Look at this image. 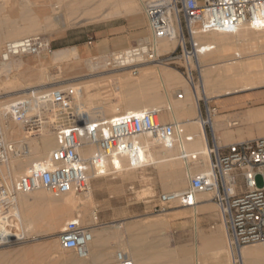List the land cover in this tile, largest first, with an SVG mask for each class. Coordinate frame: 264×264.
Masks as SVG:
<instances>
[{"label":"rangeland","instance_id":"374dc122","mask_svg":"<svg viewBox=\"0 0 264 264\" xmlns=\"http://www.w3.org/2000/svg\"><path fill=\"white\" fill-rule=\"evenodd\" d=\"M99 1L103 2L100 3ZM107 1L109 0H53L52 2L48 0H1L0 6H2L5 11L0 7V10H2L0 11V23H5L0 24V53L4 43L9 40V38L4 37V34L7 32L6 30H8L7 25L11 22V24L14 25L13 28H16L18 23L20 26H23L35 22V31L37 33L33 31L27 35L45 36V38L50 42V47L49 49L43 51L38 55L15 58L10 60L6 64V66H0V102L13 99V97V100H15L20 94H22L21 91L18 90L19 82H21L22 79H30L29 82H26L23 85H34L38 82L37 77L40 74H43L41 82H43L44 85L43 87H38L37 89H45L46 87L58 89V86H61L66 90V93H68L71 89H77L73 98V105L84 103L85 105L91 107L103 106L105 109L107 105H111L113 111L105 112V117L110 118L113 115H119V112H123V106L126 102L128 93H134L136 99L139 100H150L154 98L153 96L156 95L162 97V95L164 94L163 87L161 88V86H159L161 85L160 82L156 84L157 81H159L158 78L152 77L154 71L155 74L158 75V71L160 69L159 66H162L160 72L164 70L166 71L167 69L168 71L171 70L172 73L177 76L178 79L176 84H180H177V86L171 89L170 93L172 98H176V94H178L180 90L179 93L183 94V98H179V100H183L185 98L184 91L181 89L182 86H180L181 83L185 82V85L187 86L190 84L199 85L201 74H207L211 77V79H214L215 77L223 78L224 75L222 67H217V70L213 69L215 67L212 63L218 60H211L209 57H207L208 55L199 56L198 61L203 64V66L200 67V71L198 69L197 71H195L193 66L191 68L185 66L182 61L176 63L166 62L160 65H155L158 63L157 61L146 59L144 63L134 66L139 67L136 69L135 74H133L132 72L128 74L131 80L135 81V79H137L142 72H148L150 74L149 77L152 78L148 81L149 83L144 86H146V88L150 87L148 89L151 90L153 88L154 89L152 91H148V89H144L145 87L143 88V85L141 87L140 85H137V87H135L132 91V89H129L125 86V81L123 80V78L121 79V77L125 75L123 73V68L112 69L110 66L106 65V61L110 57V53L126 50L137 45L149 44L152 49H154L155 54L157 53L155 55L156 58L157 55L159 56V54L169 53L174 48L172 50L163 51L160 49L161 44L164 41L166 42V40L154 39L152 32L150 31V28L148 26V22L146 21L144 12L141 11V13L137 16L130 13L115 14L112 8L113 6L111 4L112 0H110L109 2ZM49 2H51L50 5ZM104 2H106L107 4ZM99 4L101 6L103 5L104 7L102 6L101 8ZM43 5L45 6L43 7L44 9L41 8ZM58 5H60V7L56 9V6ZM21 9L23 10L21 11ZM53 9H56V11L53 12ZM85 9H87L88 13H86ZM24 10L26 11L23 12ZM26 12L31 13H27V16H29L28 18H31V16L33 15V18L31 19H34V21L31 22L30 20L18 18L22 17L21 13L25 14ZM48 12L49 14L46 15V13ZM38 27H40V29ZM108 31H113V33L117 32L114 35V37H116V43L123 44L126 42L125 46L117 48L116 50L108 53L80 55L79 49L81 47H91V44L94 43V40H96L99 35H106ZM25 35L19 36V38L16 39L25 37ZM89 42L92 43L90 44ZM167 43H169V41ZM155 48H157L158 50ZM58 50H69L70 55L68 54L69 56H66L65 59H54V54ZM227 56L228 57H226V59H231L232 57L234 58L235 55ZM240 56H247V59H244V57L242 58V60H248L252 66H254L258 57L257 55H252L249 57L251 59H248V55ZM212 66L213 68H211ZM176 72L179 76L176 74ZM150 81L159 86V88L156 87L153 83H150ZM4 82H11L12 84L8 85L6 88H2V83ZM121 83L125 87H123ZM151 84H153V86ZM65 87H68V89H66ZM126 88L127 90H125ZM140 88L142 90H140ZM12 90L13 92H11ZM143 90L144 93H142ZM145 91H148V93H146ZM251 92L252 93L250 94H242L243 92L238 93L240 94L239 97L242 99L252 96L254 98L249 99L247 103L245 102L243 105L235 107L233 109V111L236 112L235 114L226 115L224 116L223 120H221L220 124L222 125L223 131H225L226 134H228L229 132L227 130L230 129L227 127V123L229 121H236L237 125L231 127L232 131L230 133L231 135H233L236 132L238 133V135L235 139H233L232 137L226 142H221L220 145L243 140H251L264 135V133H259L260 131H264V119L252 121L244 115L245 112L250 108L264 105V86L256 90H252ZM112 93L114 94L112 95ZM221 97L205 99L202 96L201 98H199L197 100V107L199 106L198 111L200 114V118L207 121L210 115L215 113L221 114L219 110H213L215 108V106L213 105V100L220 99ZM190 98L191 99L188 106H190L189 110L192 111L193 116L184 114L178 118V121L183 122L188 118L196 117V109L194 103L196 100L193 101L194 98L192 95ZM113 104L115 105L113 106ZM114 110L116 111V113ZM160 121L172 122L171 120L163 121L161 118ZM182 127L184 128V130H186V125H182ZM203 129L207 136L208 142L211 143L212 134L214 135V133L211 130L210 125L208 123L205 124ZM150 148L152 151H156V149L157 151L163 150L162 145L158 144V142L151 144ZM177 155L179 156L178 152ZM188 158V160H190V157ZM176 161L179 162V167L183 168L182 159H176ZM192 161L191 164H195V159H192ZM108 172L103 176L90 180L91 197L90 201L88 202L89 204H86V206H88L86 211L88 215H90L91 213L92 216L93 214L95 215L97 219L96 223L94 224L90 220L85 222L83 219V212L85 213V211L80 207L78 208L80 210L79 213L78 211H74V209L72 210L74 215L71 217H74L76 214H80L79 219L82 225H89L91 228L95 229V231L103 230L109 232L110 239L108 241H110V243L118 239L129 240L131 235H133L138 240L143 242L142 246L146 250V253L152 256L150 259V264H187L188 262V264H194L195 262L205 264L208 263L210 259L208 258L207 252L203 254L200 253V251L202 252L203 250L201 249L202 240L199 239L201 238V235L203 233H209L217 225L221 224L223 225V227H225L224 233L225 239L227 241L225 231L226 225L222 220L218 205L212 199L213 194L211 192H200L196 194L197 197L199 196L198 200H202V204L204 203V206H206V208L202 211L196 212L195 215L192 214L191 208H187L188 206L179 205L178 203L167 205L161 210H155L154 205L156 204L157 196L161 192H171L172 190L176 189V187L171 188L164 186L163 182L165 183L166 180L172 181L175 174H180L178 170L177 173H175L171 171L168 166H161V164H149L141 166L140 168L130 169L128 171H117L115 173H112L111 171ZM196 174H199L198 171L193 170L191 172V177L195 176ZM190 179L191 178L186 180L184 187L182 186L180 188H177L176 190L180 189L182 191L183 189L185 190L186 188H188ZM256 184L259 187L263 184L262 179L259 176L256 178ZM75 194L79 195V192H75ZM81 207L83 206L81 205ZM81 213L83 214V221L81 219ZM91 215L90 217H92ZM156 215H159L158 218L160 219H165L164 226L152 230L135 229L132 232H125L124 227H126V225L132 224V222L140 223L142 221L143 223L149 220L148 218H150V220L151 217L152 219L157 218ZM164 216H167V218H165ZM87 218H89V216H87ZM67 219H65L64 222L70 220L69 218ZM59 231L60 230H57L51 235H45L44 233H34L31 231L27 235L21 234L23 238L20 241L15 244L0 248V259L2 258L1 255L4 256V262L0 260V264H66L63 261L67 256L77 254L72 250H63L60 248L57 240ZM52 241L57 242V245H55V247L53 246V249L45 251V254L43 253L42 255V252L37 253L35 251H32L29 256H27L28 258L26 256L21 257V254L25 251V249L28 250L31 248H40L43 246L48 247L52 243ZM109 246L110 244H107V247ZM113 249L112 253L118 250H116V247H114ZM194 251L198 254H196ZM17 252H19L20 254ZM159 252L167 254L168 257L159 256ZM194 255H196L195 259ZM112 256L109 257L111 258ZM22 258H24L23 261ZM112 259L113 257L109 259L111 260L109 261L110 264L111 262L112 264L114 263ZM98 262L99 261H97V259H94L91 264L101 263Z\"/></svg>","mask_w":264,"mask_h":264},{"label":"built area","instance_id":"2783aa9c","mask_svg":"<svg viewBox=\"0 0 264 264\" xmlns=\"http://www.w3.org/2000/svg\"><path fill=\"white\" fill-rule=\"evenodd\" d=\"M145 15L154 39H175L174 49L155 58L156 54L149 44L137 45L110 53L106 65L112 69L133 67L131 70L135 74L137 67L134 66L146 59L158 63L182 61L185 66H193L195 71H200L197 55L205 47L194 40V32H234L244 24L264 28V0H154L146 4ZM49 47L50 42L43 35L7 41L1 49L0 64L38 55ZM128 59L131 60L130 65ZM72 94V90L63 93L56 88L37 89L10 102L8 113L30 130L40 122L39 116L29 115L35 101L38 104H58L64 95L68 100ZM178 96L180 98L181 93ZM201 121L203 127L208 123L203 119ZM80 122L79 125L58 129L57 146L14 183L8 184L0 174V248L23 238L19 235L13 215L18 193L37 188L55 196L78 192L87 182L86 172L90 165L102 174L104 161L111 155L128 156L131 165L139 162L143 148L136 140L139 135L152 137L165 148H172L177 136L176 125L160 121L159 111L154 108ZM232 124L235 126L237 122L232 121ZM190 138L186 137L187 140ZM86 145L95 147L89 158L80 152ZM12 149L0 127V165ZM206 153L209 171L193 176L189 187L183 191L161 192L154 208L161 210L173 203L192 206L197 193L211 192L226 225L227 244L233 252L231 264H243L240 249L244 245L264 241V135L220 145L212 134L211 143L206 142ZM258 176L263 182L260 187L256 184ZM240 178L242 182H239ZM91 239L90 227L82 225L78 218L67 221L57 235L61 249L83 256ZM114 264L134 262L127 253L117 250Z\"/></svg>","mask_w":264,"mask_h":264},{"label":"bare ground","instance_id":"6f19581e","mask_svg":"<svg viewBox=\"0 0 264 264\" xmlns=\"http://www.w3.org/2000/svg\"><path fill=\"white\" fill-rule=\"evenodd\" d=\"M48 1L52 2L53 0H48ZM150 1H154V0H112V3L111 2L110 3L113 6L112 8L115 14H119V13L139 14L141 13V11L145 13L146 4ZM51 2H49V5L51 4ZM99 2L101 3L103 1H99ZM44 5L41 8L45 7ZM0 7L1 9L3 8L2 6ZM59 7L60 5L56 6V9H58ZM23 9H21V11ZM56 9H53V12H55ZM25 11L26 10H24L23 12ZM85 11L86 13H88L87 9H85ZM27 13L29 12H26L25 14L21 13L22 17H18V16L17 17L19 19L22 18V19L30 20L31 22L34 21V19H31L33 18V15L32 16L30 15L31 18H28L29 16H27L28 15ZM47 14H49V12L46 13V15ZM1 16H2V13H1ZM2 23H5V22H2ZM11 23L10 24L7 23L8 30H6L7 32L4 34V37L9 38L10 41L17 40L16 38H19V36H22L25 34H26L25 37L30 36L27 34L36 30V25H34L35 22L29 23L23 26H20L18 23L16 28H13L14 25H12ZM38 28L40 29V27ZM162 40H166V42L164 41L165 43L161 42L162 44L160 46V49L162 51L172 50L176 45L175 39H172V40L162 39ZM194 40L200 45H203L205 47L204 50L199 52V54L197 55V59L199 58V56L208 55L207 57H209L211 60H218L212 63L215 68H213V66L211 68H213L214 70H217V67H222V71L224 75L223 78L215 77L214 79H211L209 75L201 74V80L199 81L200 82L199 85L190 84L187 86L185 85L186 84L185 82L181 83L180 86H182L181 89L184 91L185 98L183 100H179L178 94H176V98H172L171 93H170L171 89L177 86V84L178 85L180 84V83L176 84L177 79H178L177 76L173 74L171 70L168 71L167 69L166 71L164 70L165 72L162 71L164 73L160 72V69L162 66L161 67L159 66L160 69L158 71V75L155 74V71H154V74L152 73L151 74L153 78H158L159 81H157L156 84L160 82L161 85L159 86H161V88L163 87L164 94L162 95V97L159 95L158 96L156 95V96H153L154 98L150 100H142V99L139 100V99H136V96L134 95V93L133 94L128 93L126 97L127 98L126 102L124 103L123 112L120 113L118 111L119 115H122L128 112H140V111L152 109V108L158 110L159 118H161L163 121L171 120L172 121L171 123H174L176 125L177 136L175 138L174 146L172 148H165L162 146L163 147L162 151H157V149L156 151L155 150L152 151L150 148L151 144L157 143L158 141L147 135H139L138 137H136V140L139 143H141L143 146V148H141V151H140V161L135 162L134 165H131V159L128 156L111 155L107 157L104 161V170L102 174L100 172H97L96 169L92 165H90L86 172L87 182L85 186H82L79 189L78 191L79 195H76L75 192H70V193L55 196L51 194L50 192H47V190L42 189V188H37L27 193H18L16 195V202H15V206L13 209V215L15 217V220L17 221L16 228L19 231V235L21 234L27 235L29 234L30 231L34 233H44L45 235L47 234L51 235L53 232L57 230L61 231L62 228L64 227L63 224L66 223L64 222L65 219L67 218H69L70 220L77 219V218L79 219L80 214L79 215L76 214L74 217H71L74 215L72 212L73 209L74 211H78L79 213L80 211L78 209L79 207L81 209L83 208L85 211V213L83 212L84 217H83V214L81 213L82 215L81 219L83 217L85 222L90 220L91 222L95 224L97 220L95 215L93 214L92 216L91 215L92 213H91L90 215L92 217H90V215H88L86 211L88 207L86 206V204L90 201V197H91L90 196V193H91L90 192V180L93 178L103 176L108 171L115 173L117 171L121 172V171H128L134 168H140L141 166L149 165V164H153V165L161 164V166H168L169 169L175 173H177V170L179 171L180 174H177V175L172 174L174 175V178L172 179V181L166 180L165 183L163 182L164 186L171 187V188L176 187V189L182 186L184 187L186 180H188L189 178H192L191 172L193 170H197L199 174L206 173L209 171V157L206 153V141L207 140H206L205 132L203 129V124L201 121L202 119L200 118V114L198 111L199 106L197 107V100L201 98L202 96L205 99H210L213 97H220L222 95H229L232 93L251 91V90H255V89H258L264 86V28L254 27L248 24H244L241 27H239L237 30H235L234 32H223V31L202 32V31L196 30L194 32ZM168 41L169 43H167ZM68 54H69V50H58L54 54V59H62V58L65 59L66 56L68 57L70 55ZM227 55H231V56L235 55V56L234 58L232 57L233 59L232 58L226 59V57H228ZM240 55H248V59H251L249 57L252 55H257L259 58L256 56L257 60L254 66H252L248 60H242V58L244 57H245L244 59H247V56H240ZM8 62L1 63L0 66H6ZM127 62H128V65L131 64L130 59H128ZM198 62L200 63V61ZM160 64H163V63H157L155 65H160ZM202 66L203 64L200 63L199 68ZM130 72H132V70L129 66L123 68V73L125 75L121 77V79L123 78V80L125 81L126 87H128L129 89H132V91L134 90L135 87H137V85L138 86L140 85V87L143 85V88L145 87L144 88L145 90L150 88V87L146 88V86H144L147 83H149L148 81L152 78V77H149L150 74L148 72L146 73L142 72L140 76L138 75L139 77L135 79V81L131 80V78L129 77L128 73ZM37 78H38L37 79L38 82L37 84H34V85L33 84L23 85L24 83L29 82L30 79H22L21 82H19V89H18L19 91H21L22 94H20L18 97L24 96L31 91H35L37 90L38 87H43L44 83L41 82L43 78V74H40ZM150 83H153V82L150 81ZM10 84L12 83L4 82L2 83L3 85L2 88H6ZM153 84L151 85L153 86ZM118 85H119V82H118ZM155 86L159 88V86L157 85ZM66 89H68V87ZM13 90L11 92H13ZM58 90H60L63 93L64 91H66L61 86H58ZM125 90H127V88ZM140 90L142 89L140 88ZM152 90L148 89V91H152ZM72 91H73L72 97H70L67 100L66 96L64 95L58 104H38L35 101L31 105V108L29 109V115L33 117L39 116L40 122L39 124H37L34 128L30 130L26 129V127L21 122L16 121L14 117H12L10 113H8L9 111L8 104L14 101L13 100L14 97L13 99L0 102V127L2 129L5 140L11 143L13 146V149L11 153L7 156L6 161H4L0 165V174L4 177L5 181L8 184L14 183L18 179V177L24 174L33 164L43 161L48 156V154L57 146V143H58L57 130L58 129L68 128L74 125H79L81 123L80 121L83 119H89V120L106 119L105 112L113 111L111 108V105H107L106 109L103 106L91 107V106L85 105L84 103L73 105V98H74V95L77 89L72 90ZM132 91H129V92H132ZM148 91H145V92L148 93ZM136 93H139V92H136ZM142 93H144V90L142 91ZM113 94L114 93H112V95ZM191 95L194 98L193 101L196 100L194 102L195 109H196L195 111L196 117L188 118L183 122L178 121V118L181 115L188 114L190 116H193L192 111L189 110L190 106H188L190 99H191L190 98ZM4 97H7V96H4ZM180 98L181 99L183 98V94H181ZM115 104H113V106ZM119 115H113L112 117L119 116ZM244 115L245 117L251 119L252 121L258 120V119H264V105L258 106L256 108H250L249 110L245 112ZM223 118L224 116H222V114L215 113V114L210 115L207 120L219 144L221 143V138L217 134V132L219 130V123L221 122V120H223ZM182 125H186V130H184ZM232 125L233 124L231 121L227 123V127L230 129L227 130L229 132L228 134H225V138L231 137L230 132L232 131L231 130ZM179 129H181V133L179 132L180 131ZM259 133L260 134L264 133V131H260ZM190 136H191L190 140H187L186 137H190ZM80 152L85 158H89L95 152V147L93 145H86L81 149ZM177 152L179 156L177 155ZM193 156H195V161H194L195 164L194 163L191 164ZM188 157H190V160H188L189 159ZM176 159H182L183 168L179 167V162L176 161ZM176 189L172 190L171 192L181 191L180 189L179 190H176ZM198 197L197 195H195L193 205L187 207V208H191V212L193 215H195L196 212L202 211L206 208V206H204L205 204L204 203L202 204L203 201L198 200ZM81 205L83 207H81ZM87 216H89V218H87ZM158 216L156 215L157 218H154V219H152L151 217V220L150 218H148L149 220L143 223L142 221L140 223L132 222V224H128L126 225V227H124L125 232L126 231L132 232L135 229H145V230L158 229L165 225V219H163L162 216H161L162 219H160L158 218ZM165 218H167V216ZM87 226L90 227L89 225ZM224 228L225 227H223V225L219 224L209 233L207 232H206L207 234L203 233L201 235V238H199L202 240L201 249H203L202 252L200 251V253L203 254L207 252L208 258L210 259V261L205 264H231L233 252L227 246ZM90 230H91L92 239L87 246L86 254L84 256L78 255V254L69 255L64 259V261L62 260L63 262H65L66 264H91L94 259H97V261L101 262L100 264H110L109 261L111 260L109 259H111L112 257H113L112 260L114 262L113 253L115 252L112 253V251L114 250L113 248L116 247V250L118 249L122 252L127 253L133 260L134 264H150V259L152 256L146 253V250L142 246L143 242L138 240L135 236L131 235L129 240L118 239L110 243V241H108L110 239L109 232L103 231V230L95 231V229L91 227H90ZM107 244L108 245L110 244V246L107 247ZM50 245H49L50 247L43 246L40 248H31L28 250L25 249V251L22 252L21 257L29 256V254L32 251H35L37 253L42 252V255H43V253L45 254V251L53 249L55 245H57V242L52 241ZM158 255L161 257L167 256V254H164L163 252H159ZM109 256H112V257L110 258ZM195 256L196 255H194V259H195ZM239 256L241 257L243 264H264V242H257V243L248 244L246 246H243L239 251ZM1 257L2 258L0 260L3 261L4 256L1 255ZM23 260L24 258H22V261ZM20 262H21V259H20ZM194 264H200V262H195Z\"/></svg>","mask_w":264,"mask_h":264},{"label":"crops","instance_id":"0c3cea01","mask_svg":"<svg viewBox=\"0 0 264 264\" xmlns=\"http://www.w3.org/2000/svg\"><path fill=\"white\" fill-rule=\"evenodd\" d=\"M139 14H134V15L137 16ZM116 33H113V31H108V33L106 35H99L96 38V40H94V43L89 42L90 44L92 43L91 47L84 46V47H81L79 49L80 55H95V54H101V53H108V52H111L113 50H116L117 48L125 46L126 42L123 44L122 43H119V44L116 43V40H115L116 37H114V35ZM251 91H246V92H243V93L241 92V93L242 94H247V93L250 94V93H252ZM238 93H240V92H238ZM238 93H232L229 95H222V97L220 96L221 97L220 99L213 100V105L215 106L214 110H219L220 113L222 114V116H226V114L227 115H233L236 113L235 111H233V109L235 107L243 105L245 102L247 103V101L249 99L254 98L252 96V97H246L245 99H242L239 97L240 94H238ZM223 114H225V115H223ZM217 134L220 136L221 142H226L229 139H231L232 137H233V139H235L238 135V133L235 132L233 135H231L230 138H225L226 133H225V131H223L222 125L220 123H219V130H218ZM205 136H206V134H205ZM206 140H207V136H206ZM225 145H227V144H225ZM239 182H242L241 178L239 179ZM241 190L242 189H240V191Z\"/></svg>","mask_w":264,"mask_h":264}]
</instances>
